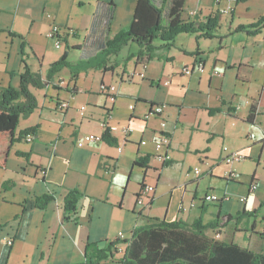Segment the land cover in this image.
<instances>
[{
	"label": "crops",
	"instance_id": "1",
	"mask_svg": "<svg viewBox=\"0 0 264 264\" xmlns=\"http://www.w3.org/2000/svg\"><path fill=\"white\" fill-rule=\"evenodd\" d=\"M136 2L0 0V87L18 88L26 67L44 78L63 54L71 66L52 85L29 87L37 107L16 132H35L30 142L11 147L0 169V264H92L96 250L117 241V251L95 264H122L133 231L147 218L181 222V253L204 243L195 223L216 221L217 229H205L204 237L264 256V28L253 35L233 32L264 18V0H185L184 22L202 23L220 12L219 29L210 39L181 34L171 48L155 41L144 77L138 76L144 61L136 44L127 42L114 56L101 54L107 41L130 27ZM50 24L72 33L60 48L46 36ZM152 104L164 106L162 114L145 119ZM252 108L255 120L249 122ZM161 120L171 140L165 163L154 146ZM107 131L113 144L102 139ZM87 135L100 140L80 146ZM218 143L244 159L222 163L223 150L213 151ZM197 166L206 171L195 175ZM229 169L238 178L227 180ZM252 178L257 187L250 193ZM216 179L226 181L224 189L215 187ZM147 185L153 194L139 206L136 196ZM72 190L80 199L65 221L64 199ZM210 193L230 198L203 202ZM44 195L51 201L41 207L36 199Z\"/></svg>",
	"mask_w": 264,
	"mask_h": 264
},
{
	"label": "trees",
	"instance_id": "2",
	"mask_svg": "<svg viewBox=\"0 0 264 264\" xmlns=\"http://www.w3.org/2000/svg\"><path fill=\"white\" fill-rule=\"evenodd\" d=\"M161 1L137 0L130 27L107 41L101 54L117 55L127 42H131L139 48L138 59L146 61L157 49L153 45L157 40L162 42L161 48H171L176 37L181 34L195 35L197 39L200 37L210 39L215 36V32L220 27V12L209 17L205 22L194 24L181 19L185 0ZM166 1H168V6L164 7ZM262 28H264V18H260L254 24L236 27L233 32H245L253 35ZM66 56L67 54H63L58 61L50 64L44 78L26 67L20 75L18 88L0 87V169L4 168L11 147L17 142L26 140L27 137H32L35 132L34 128L16 132L20 119L30 116L37 107V99L29 87L41 90L47 85H52L55 75L63 68L71 69ZM254 120L255 109L252 108L248 121L253 122ZM108 134V131L105 132L102 139L113 144L114 142ZM135 164L139 163L135 162ZM145 164L142 163V166L144 167ZM79 199L80 195L76 190H72L66 195L63 209L65 221L75 214ZM50 201L51 197L44 195L36 199V204L45 207ZM223 218L226 221L231 220L230 215ZM147 219L144 225L133 231L130 251L123 258L122 264H264V256L261 253H253L246 248H240L237 244L226 243L213 237H204L202 232L205 229H217L216 221L207 226L195 223L193 230L196 235L202 237L204 243L197 247L189 245L185 253H181L177 246L180 240L179 235H181L177 231L184 230L181 222L167 223ZM119 243L120 241H117L109 244L105 249L96 250L93 254L96 261L90 259L88 263L95 264L99 260L109 257L113 250L117 251L116 246Z\"/></svg>",
	"mask_w": 264,
	"mask_h": 264
},
{
	"label": "built area",
	"instance_id": "3",
	"mask_svg": "<svg viewBox=\"0 0 264 264\" xmlns=\"http://www.w3.org/2000/svg\"><path fill=\"white\" fill-rule=\"evenodd\" d=\"M263 8H264V2H263ZM222 13H226V11H222ZM70 35L72 34L71 32H67V31H63L59 26H57V24H50L49 30L46 34V36L50 39H52L53 44L56 48H60L62 46L63 43V38L66 35ZM147 69V63L144 61L141 63V72L138 73L139 77H144V73ZM195 69L198 70L199 72L203 71V64L202 63H198L195 66ZM186 74H191V70L190 69H185L184 71ZM215 74L219 75V72H215ZM164 85H168V81L163 83ZM101 90H106V87L103 86L101 87ZM107 91L111 94L114 93L115 91V87H110L107 89ZM111 98L113 99V97L111 96ZM58 107L63 110L67 108V105L65 104V102H61ZM130 109L132 108L131 106L129 107ZM164 106H152L150 112L145 116V119H149L151 116H160L162 114ZM80 111L81 114L83 115V112L85 111V107H80ZM102 127H105V123L101 124ZM170 134L165 130V122L164 121H160L159 122V135H157L156 140L154 141V146H155V151L157 153V160L161 163H165L168 162L171 157L169 154V149H170V144H171V140H170ZM32 140V137H27L26 141L30 142ZM100 140V138L95 137L93 135H87L83 137V141L80 143L79 145L82 146L83 144L87 143V142H92V141H98ZM142 145L145 144V142L141 143ZM223 153H225V156L222 158V163H225L226 165H231V164H235L238 163L240 161H242L244 159V156L241 155L239 152H233V151H229L226 147L223 148ZM195 175H199L200 173L195 170L194 171ZM225 178L227 180H235L236 178H238V174L236 172H234L232 169H229L228 171L225 172ZM257 187V181L252 178L251 183L249 184V192L252 193L256 190ZM154 191L153 186L151 185H147L141 188V190L138 192L137 196H136V203L139 206H144L146 204L147 201L150 200V196H152ZM230 197L228 195H217L216 193H210L204 196V198H202L203 202H221L222 200H227ZM245 199H247V197H242L239 199L240 202H244ZM191 207H194L195 204L191 203L190 205ZM119 237H122V233L118 234ZM8 245L12 244V241L10 239L7 240Z\"/></svg>",
	"mask_w": 264,
	"mask_h": 264
},
{
	"label": "rangeland",
	"instance_id": "4",
	"mask_svg": "<svg viewBox=\"0 0 264 264\" xmlns=\"http://www.w3.org/2000/svg\"><path fill=\"white\" fill-rule=\"evenodd\" d=\"M219 141V140H218ZM225 145L228 147V149H229V145L227 144V143H225ZM241 145V141H237L236 143H235V146H240ZM221 150H223V147H222V145H219V143H218V146H215L214 148H213V151L215 152V153H217V155H219V153L221 152ZM196 167V166H195ZM195 167H192L193 169L192 170H195L196 168ZM198 167V166H197ZM248 164H242L241 165V170L242 171H244V172H246V171H248ZM203 167H198V169H196L199 173H204L206 170H205V168H203ZM225 185H226V181H221V182H218L217 181V179H216V183H215V187H217V189L218 188H222V189H224L225 188ZM227 185H229L228 186V193H230V194H232V195H235L236 194V189H235V187L232 185V184H227ZM201 189H203V186L201 187Z\"/></svg>",
	"mask_w": 264,
	"mask_h": 264
}]
</instances>
